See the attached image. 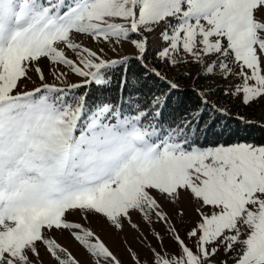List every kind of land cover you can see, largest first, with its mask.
Instances as JSON below:
<instances>
[{
    "label": "snow or ice",
    "instance_id": "snow-or-ice-1",
    "mask_svg": "<svg viewBox=\"0 0 264 264\" xmlns=\"http://www.w3.org/2000/svg\"><path fill=\"white\" fill-rule=\"evenodd\" d=\"M252 127L264 0H0V264H264Z\"/></svg>",
    "mask_w": 264,
    "mask_h": 264
},
{
    "label": "trees",
    "instance_id": "trees-1",
    "mask_svg": "<svg viewBox=\"0 0 264 264\" xmlns=\"http://www.w3.org/2000/svg\"><path fill=\"white\" fill-rule=\"evenodd\" d=\"M85 91L90 93L89 103H92L93 101L98 102L100 100L115 99L118 96V81L114 77L112 84L109 86L101 87L91 84L86 86ZM205 119L207 123L201 124V130L197 139V142L204 146H208L219 138V134L226 123L230 125V129H235L237 127L233 121L219 120L217 122H213V118L210 116L206 117ZM223 130L224 138H227L230 130ZM238 134L241 136H246L249 141L264 140V129H261L260 127L247 128L244 130V132Z\"/></svg>",
    "mask_w": 264,
    "mask_h": 264
},
{
    "label": "rangeland",
    "instance_id": "rangeland-1",
    "mask_svg": "<svg viewBox=\"0 0 264 264\" xmlns=\"http://www.w3.org/2000/svg\"><path fill=\"white\" fill-rule=\"evenodd\" d=\"M72 79L75 80V77H73ZM241 111H243V109H241ZM257 114H258V112H257ZM257 122H259V121H257Z\"/></svg>",
    "mask_w": 264,
    "mask_h": 264
}]
</instances>
